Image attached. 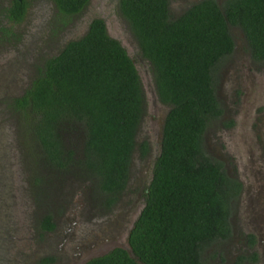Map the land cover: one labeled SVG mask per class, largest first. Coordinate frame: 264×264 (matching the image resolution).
Returning a JSON list of instances; mask_svg holds the SVG:
<instances>
[{
  "label": "trees",
  "instance_id": "obj_1",
  "mask_svg": "<svg viewBox=\"0 0 264 264\" xmlns=\"http://www.w3.org/2000/svg\"><path fill=\"white\" fill-rule=\"evenodd\" d=\"M51 1L53 20L61 26L88 2ZM117 9L149 66L156 99L168 108L126 246L80 264H202L203 248L229 235L230 206L240 188L202 148L205 126L221 112L214 71L233 48L229 25L241 29L255 59H264V0H197L175 17L167 0H117ZM9 11L10 18L21 19L22 1L14 0ZM143 102L133 59L98 17L45 57L11 98L32 120L44 159L90 175L105 204L124 188L134 146L140 156L148 150L144 140H135ZM69 133L79 137L77 148L66 140ZM40 226L53 227L49 214ZM247 237L252 243L253 235Z\"/></svg>",
  "mask_w": 264,
  "mask_h": 264
},
{
  "label": "rangeland",
  "instance_id": "obj_2",
  "mask_svg": "<svg viewBox=\"0 0 264 264\" xmlns=\"http://www.w3.org/2000/svg\"><path fill=\"white\" fill-rule=\"evenodd\" d=\"M194 1L167 0L169 16ZM53 12L51 0H29L13 33L0 30V264H80L112 246H126L167 110L156 99L149 66L138 54L116 0H88L62 26ZM90 16L102 17L107 34L133 59L144 101L135 140H144L148 150L140 156L134 146L126 184L109 204L90 175L77 167L58 169L44 159L31 132L32 120L11 105L42 60L81 35L78 30ZM228 30L234 47L214 71L221 112L205 126L202 148L242 185L231 202L229 235L203 248L202 264H264V63L245 57L237 25ZM68 135L66 140L77 148L79 137ZM45 214L53 222L49 230L40 226ZM245 231L254 233V242L247 244L250 252L243 246ZM44 257H51V263Z\"/></svg>",
  "mask_w": 264,
  "mask_h": 264
},
{
  "label": "flooded vegetation",
  "instance_id": "obj_3",
  "mask_svg": "<svg viewBox=\"0 0 264 264\" xmlns=\"http://www.w3.org/2000/svg\"><path fill=\"white\" fill-rule=\"evenodd\" d=\"M18 1H22V3H23V5H24V13H23V15H22V17H21V19L24 17V14H25V12H26V9H27V7H28V3H29V0H18ZM48 1H50V0H48ZM195 2V1H194ZM14 3V0H0V30L2 31H9L10 33H13V28H12V26L15 24V23H17L18 21H20L21 19H19V20H14L12 17L10 18L9 17V8L11 7V5ZM116 3H117V0H116ZM94 17H98V18H101L102 19V21H103V23H104V27H105V22H104V20H103V18L102 17H99V16H90V17H88L87 19H86V21H85V23L81 26V28L78 30L79 32L81 31V35L86 31V29H87V26H88V23L94 18ZM7 22H9V23H7ZM105 30H106V28H105ZM241 33H242V31H241ZM243 34V33H242ZM80 36V35H79ZM78 37V36H77ZM74 38H76V37H74ZM70 39V38H69ZM244 39V43H245V48H246V55H245V57H247V58H249V59H251L252 61H254V62H261V63H264V59H255L252 55H251V52H250V50H249V47H248V45H247V43H246V40H245V38H243ZM68 40V39H67ZM66 41V40H65ZM234 42V41H233ZM233 47H234V44H233ZM233 49V48H232ZM22 92V91H21ZM158 150V149H157ZM156 153H157V151L155 152V154L151 157V161H150V170H151V167H152V164H153V160H154V158H155V156H156ZM149 178H150V173H149V177H148V179H147V181H146V185H147V183H148V181H149ZM240 183V182H239ZM244 184V183H243ZM145 185V186H146ZM241 183H240V187H241ZM240 189V188H239ZM142 204H143V202H142ZM142 204H141V206H142ZM141 206H140V208H141ZM139 208V209H140ZM139 211V210H138ZM138 213V212H137ZM137 215V214H136ZM136 215L131 219V223H132V221L134 220V218L136 217ZM131 225V224H130ZM130 225H129V227H130ZM129 227H128V229H129ZM44 230H47V229H44ZM128 231V230H127ZM248 234H252L253 235V242H254V233L253 232H243V237H244V247H245V249L248 251V252H250V250H251V247H249L247 244H248ZM257 236V235H256ZM111 248V247H110ZM109 248V249H110ZM88 259V258H87ZM51 260H52V258L50 259V260H47L48 261V263H51ZM86 260V259H85ZM84 260V261H85ZM83 262V261H82ZM81 262V263H82Z\"/></svg>",
  "mask_w": 264,
  "mask_h": 264
},
{
  "label": "water",
  "instance_id": "obj_4",
  "mask_svg": "<svg viewBox=\"0 0 264 264\" xmlns=\"http://www.w3.org/2000/svg\"><path fill=\"white\" fill-rule=\"evenodd\" d=\"M168 108V107H167ZM160 136H161V134H160Z\"/></svg>",
  "mask_w": 264,
  "mask_h": 264
}]
</instances>
